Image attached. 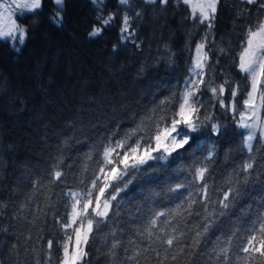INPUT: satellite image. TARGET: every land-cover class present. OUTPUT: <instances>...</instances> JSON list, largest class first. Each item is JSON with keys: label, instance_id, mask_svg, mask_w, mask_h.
Returning a JSON list of instances; mask_svg holds the SVG:
<instances>
[{"label": "trees", "instance_id": "trees-1", "mask_svg": "<svg viewBox=\"0 0 264 264\" xmlns=\"http://www.w3.org/2000/svg\"><path fill=\"white\" fill-rule=\"evenodd\" d=\"M106 2L105 14L116 19L100 36H89L97 15L91 0H64L60 26L49 19L51 0H44L42 10L17 18L28 31L19 50L0 39V264H58L61 222L70 220L69 191L90 188L109 141L138 127L144 130L138 135L154 132L161 116L171 117L190 77L195 45L205 35V82L238 84L237 112L218 107L201 86L193 99L202 105L200 119L211 115L212 121L188 131L189 144L167 160H150L135 173L112 201L108 218L94 225L83 264H224L223 256L217 259L221 247L229 249L227 264H264L255 253L256 260H245L248 254L240 250L264 218V139L254 140L249 153L237 123L250 90L238 57L247 26L264 17L259 0H220L211 29L189 19L190 6L176 0L167 6L158 0ZM125 14L135 34L122 41ZM211 123L221 126L220 134ZM250 155L253 168L244 172ZM199 168L207 169L203 182L194 179ZM201 183L208 185L207 201ZM178 184L183 187L176 189ZM229 189L235 195L221 215L219 201ZM166 236L178 237L171 248L161 242Z\"/></svg>", "mask_w": 264, "mask_h": 264}, {"label": "snow or ice", "instance_id": "snow-or-ice-1", "mask_svg": "<svg viewBox=\"0 0 264 264\" xmlns=\"http://www.w3.org/2000/svg\"><path fill=\"white\" fill-rule=\"evenodd\" d=\"M147 3L155 4L157 0H146ZM159 4L167 6L170 0H158ZM185 6H190L191 13L189 19L194 23L206 25L208 29L213 27L217 7L220 0H176ZM246 4H256L258 0H243ZM44 0H24L23 3H17V8L26 9L29 12L36 13L43 8ZM96 11L95 23L89 32L90 37L100 36L107 28H109L116 19L114 13L105 14L104 9L107 6L106 0H91ZM120 5L129 4V0H118ZM51 6L54 9V15L49 19L57 26H60L63 20L61 15L64 9V0H51ZM259 8L264 10V0H259ZM187 11V8L185 9ZM7 15L0 13V38L3 42H11L12 46L19 50L16 46H23L26 42L28 31L26 27L18 26L12 19V13L9 9L4 10ZM139 16V13L136 14ZM130 17L125 14L121 21L120 39L127 41L133 36L134 31H130ZM207 35L201 42L195 45V55L191 59L189 72L194 79L186 81L192 87L186 89L183 93L177 107L173 110L171 117L165 121V117L161 116L159 121L155 122L154 132H144L140 127L126 133L121 139L109 141L103 147L102 158L98 161L99 167L97 173L90 181V188L81 192L69 191L71 197V213L70 220L61 222V227L65 231V237L62 242H57L62 248L63 256L58 260V264H83L84 258L88 255L85 250L89 242V238L94 231V225L106 220L112 208V201H115L120 191H123L132 183L135 173L140 171L142 166L150 160H167L172 153L189 144L190 137L188 131H197L200 124L204 121H212L211 115H206L203 120L200 119L199 113L202 105L198 100H194L200 92L201 86L205 91L211 92L212 96L217 99L218 107L231 110L234 114L237 112L236 97L239 94L240 86H228V81L216 86H210L205 82L207 62L209 60L208 52L205 50L207 45ZM242 48L238 57V67L245 74V80L249 83L247 96L243 100V111L239 112L238 126L247 130L243 135L242 144L246 146L247 151L252 153L253 141L264 139V119L261 112L264 110V17L259 18L255 23L247 26L245 35L242 38ZM226 94L231 97L226 102ZM259 101V103H257ZM164 103V102H162ZM183 126V127H181ZM211 130L215 134H220L221 126L218 123L210 124ZM259 132V137L257 136ZM253 156H249L248 161L242 163L241 167L244 172H248L253 168ZM206 168H199L194 173V179L203 182ZM54 178L60 180L63 173L61 171L54 172ZM183 185H176V189H180ZM111 189V192H109ZM176 189H170L176 190ZM95 193V195H94ZM191 196V193L189 194ZM200 195L202 200L209 199L208 185L200 184ZM235 192L229 189L222 194L219 201L221 215L223 210L228 209L232 203L230 197H234ZM195 199L189 204L195 203ZM167 213L160 212L158 216H165ZM99 218V219H97ZM156 219H153L151 227L146 229L149 237L152 236L151 228L156 226ZM75 226V227H74ZM71 228L72 234L67 230ZM207 226L204 232H207ZM202 233L197 232L196 237L199 238ZM178 240L177 236H166L161 242L167 244L169 248ZM231 241L229 240L228 243ZM199 243V239L194 241L193 247ZM118 247V244H112V249ZM49 252L53 248V241H47ZM243 253L248 254L245 260H256L264 258V218L261 219L259 227H254L249 235L244 238L240 249ZM181 252L184 248L181 247ZM229 249L221 247L219 249L220 256L224 258V264H227ZM253 253L258 254L253 255ZM140 253L136 252L129 259H135ZM157 255L159 253L157 252ZM52 257L49 254L48 260ZM167 259V257H165ZM171 259L175 260L176 256ZM161 264L163 262L161 261Z\"/></svg>", "mask_w": 264, "mask_h": 264}, {"label": "rangeland", "instance_id": "rangeland-1", "mask_svg": "<svg viewBox=\"0 0 264 264\" xmlns=\"http://www.w3.org/2000/svg\"><path fill=\"white\" fill-rule=\"evenodd\" d=\"M23 2H24V0H0V13H3L4 15H7V13H5L4 10L5 9H9L11 11V13H12V19L15 20V22L17 23L18 26H20L17 18L18 17H22L26 13H29V11L26 10V9H22V8H17L16 7L17 3H23ZM0 39L4 40V39H7V38H0ZM194 55H195V52H193V56ZM190 78L194 79L195 77H193L192 74L190 73L189 79ZM190 87H192V86L187 84V83L184 84L183 90H182V95L186 91V89H188ZM257 103H259V101H257ZM261 117H262V119H264V110H262V112H261ZM181 127H183V126H181ZM242 130L244 131V135H245L247 130L244 129V128H242ZM257 136H259V132H257ZM245 148H246V146H245Z\"/></svg>", "mask_w": 264, "mask_h": 264}]
</instances>
